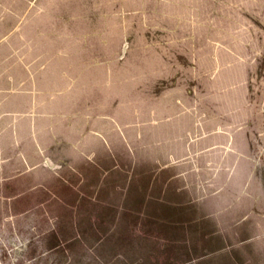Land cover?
Masks as SVG:
<instances>
[{"label": "rangeland", "instance_id": "374dc122", "mask_svg": "<svg viewBox=\"0 0 264 264\" xmlns=\"http://www.w3.org/2000/svg\"><path fill=\"white\" fill-rule=\"evenodd\" d=\"M0 264H264V0H0Z\"/></svg>", "mask_w": 264, "mask_h": 264}]
</instances>
